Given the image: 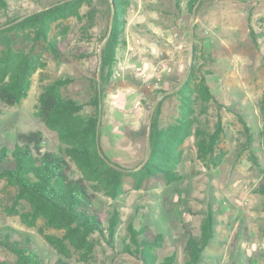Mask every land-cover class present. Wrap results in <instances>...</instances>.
Masks as SVG:
<instances>
[{"label":"rangeland","instance_id":"374dc122","mask_svg":"<svg viewBox=\"0 0 264 264\" xmlns=\"http://www.w3.org/2000/svg\"><path fill=\"white\" fill-rule=\"evenodd\" d=\"M55 1L2 0L0 26L10 18L20 16L21 20ZM104 1L84 0L79 17L71 15L51 22L49 37L57 38L60 55L53 56L45 45L37 44L45 66L32 74L27 95L12 106L0 101V147L11 150L16 132L36 128L44 136V150L63 154L64 144L57 133L36 116L38 97L55 78L70 77L60 93L81 102L82 114L92 110L88 102L94 93V81L97 88L99 84L96 79L99 46L108 31ZM190 1H130L124 23V47H118V59L124 57L128 44L135 45L139 53L127 64L143 65L150 76L147 80L137 78L135 73H126L128 77L119 79L113 77L104 87L100 112L102 150L111 162L129 172L122 174L115 197L108 196L100 183L87 181L95 207L109 216L117 210L120 219L113 241L107 230L91 235L94 247L89 260H82L80 252L64 241V253L74 264H142V260L122 249L124 240L130 242L128 226L137 228L142 224L153 233H163V243L155 249L159 257L175 253V263L183 264L185 227L197 233L208 213L213 217L214 232L197 264H264V195L256 188L264 167V137L259 133L262 128L259 101L264 92V0H204L196 10L197 3L194 14L188 5ZM109 10L111 14L110 5ZM250 30L255 33L254 39ZM136 39L139 45L135 44ZM84 49L88 54L80 57ZM192 65L203 73L210 71L205 79L214 96L202 119L212 130L217 116L221 118L219 162L216 166H204L196 157L191 135L182 144L176 178L169 182L162 179L136 182L132 172L143 166L140 164L147 154L146 132L153 103L166 94L160 122H172L178 114L175 92ZM128 85L140 87L138 91L142 93L136 100L139 108H133L130 123L111 113L114 95L130 93ZM159 88L166 93H156ZM120 109L121 115L129 120L132 114L126 106ZM243 123L250 127L252 135L245 131ZM251 155L257 157L258 165L251 161ZM70 163L72 175H78L76 165ZM12 165L6 161L1 166ZM6 183L0 182V239L9 235L33 249L43 264L52 263L62 254L48 236L60 238L61 232L45 226L41 219L27 225L19 214L8 213L5 206L14 199L15 188ZM15 207L19 212L28 209L25 203ZM14 258L0 244V261Z\"/></svg>","mask_w":264,"mask_h":264},{"label":"trees","instance_id":"16d2710c","mask_svg":"<svg viewBox=\"0 0 264 264\" xmlns=\"http://www.w3.org/2000/svg\"><path fill=\"white\" fill-rule=\"evenodd\" d=\"M83 1L57 0L41 10L27 14L21 20L18 19L20 16L10 18L0 26V101L4 105L19 104L29 91L32 74L37 69L44 68L45 61L36 48L37 44L45 45L53 56L60 55L57 38L49 37L50 24L56 18H67L71 15L79 17V8ZM130 1H104L108 18L111 4L114 19L100 57V90L94 81V93L88 102L92 110L82 114L81 102L60 93L61 88L71 80L70 77L55 78L39 94L36 116L57 133L64 144L63 154L44 150V136L36 128L16 132L15 144L11 150L5 146L0 147V182L5 180L6 184L15 188L14 199L5 206L8 213L19 214L27 225H33L41 219L45 226L61 232L60 238L50 235L48 239L62 255L46 264H74L64 253V241L80 252L82 260H89L94 247L92 234L107 230L111 241L114 239L119 213L114 210L109 216L106 211L97 209L94 196L87 188V181L100 183L108 196L115 197L121 186V176L127 171L111 162L104 153L99 130L102 93L105 85L114 77L119 61L118 47H124V23ZM196 1L191 0L188 3L190 10ZM203 1L200 0L196 10ZM250 34L254 39L255 33L250 30ZM81 51L80 57L88 54L87 50ZM208 73L209 70L203 73L194 65L190 67L187 77L178 84L175 92L178 114L167 124L160 122L166 90H155L156 93L162 92L165 95L159 99L152 113L147 160L141 168L132 172L136 182H143L145 179L169 182L176 178L182 144L191 135L194 137L196 157L202 164L207 167L218 164L217 145L222 133L221 118L217 116L212 130L202 119L214 96L205 79ZM259 110L262 120V132L259 133L264 137V92L259 101ZM244 129L249 135L253 134L249 126L245 125ZM6 161L13 165L2 167V163ZM251 161L256 164L257 157L251 155ZM70 162L76 165L78 175H72ZM260 173L256 188L258 193L264 195V167ZM20 203H25L28 209L19 212L15 205ZM213 224V217L208 213L203 217L197 233L185 227L183 264L199 262L206 244L213 236ZM127 232L130 242L124 240L122 249L142 260V264H176L175 253L159 257L155 252L163 243L162 232L153 233L145 224L137 228L129 225ZM0 244L15 256L12 261L2 260L0 264H43L33 249L11 239L9 235L2 237Z\"/></svg>","mask_w":264,"mask_h":264},{"label":"crops","instance_id":"0c3cea01","mask_svg":"<svg viewBox=\"0 0 264 264\" xmlns=\"http://www.w3.org/2000/svg\"><path fill=\"white\" fill-rule=\"evenodd\" d=\"M146 68V67H144ZM148 70V69H147ZM128 73V75L131 73H135L132 66H130L129 64L127 65L126 67V71H125V74ZM124 75H122L121 77H124ZM128 75H126V77H128ZM137 78L138 75H135ZM120 78V77H119ZM118 78V79H119ZM124 79V78H123ZM127 85V84H126ZM128 87L130 88V93L126 94V93H122V94H115L114 95V99H115V104L113 105V109H112V112L111 113H116L119 117L117 119L121 120V121H129V123L133 120V105L135 103V101L137 100V98H139V94H142V93H139V89L141 90L140 87H132L130 85H128ZM145 89V88H144ZM147 90V89H145ZM123 106H126V110L128 111L129 114H132L131 118H128L129 120H126L122 115H121V109L120 108H123ZM111 110V109H110ZM139 114H141L142 112H138ZM139 114H136L134 116H136L138 118ZM137 122H139V119L137 120ZM136 122L132 123V124H135ZM100 131V138L102 139V131Z\"/></svg>","mask_w":264,"mask_h":264},{"label":"built area","instance_id":"2783aa9c","mask_svg":"<svg viewBox=\"0 0 264 264\" xmlns=\"http://www.w3.org/2000/svg\"><path fill=\"white\" fill-rule=\"evenodd\" d=\"M139 43H140L139 40L136 39L135 44L139 45ZM134 47H135V45H133V46H131L130 44L127 45V49H126L124 57H122L118 61L117 66L115 68V72L113 75L115 78H119L125 74L126 67L128 65L127 61L129 59H132L133 57H135L139 53V51L137 49H134ZM132 68H133L135 74L138 75V77L140 79L147 80V78H149V76H150L149 71L147 70V68H144L143 65L136 64ZM133 108L134 109L139 108V101L135 102Z\"/></svg>","mask_w":264,"mask_h":264},{"label":"water","instance_id":"95a60500","mask_svg":"<svg viewBox=\"0 0 264 264\" xmlns=\"http://www.w3.org/2000/svg\"><path fill=\"white\" fill-rule=\"evenodd\" d=\"M197 3H199V0H197V2L194 3V5L192 7V14H194V12H195V7H196ZM110 8H111V14H110L109 19H108V31H107V34H106L105 38H103L101 45L99 46V51H98V56H97L98 57V72H97V75H96L97 81L99 80V75H100L99 74V67H100V57L102 56V47H103L106 39L108 38V36L110 34V28H111V25H112V21L114 19L113 18V14H112V6H111V4H110ZM98 88H99V84H98ZM157 101H158V99H156L154 101L151 113L149 114V125H148V131L146 132L147 139H148V133L150 131V121H151L152 113L154 112V109H155ZM146 160H147V154H145V157H144L143 161L141 162L140 166H142Z\"/></svg>","mask_w":264,"mask_h":264}]
</instances>
